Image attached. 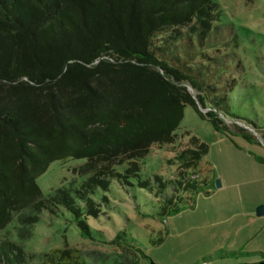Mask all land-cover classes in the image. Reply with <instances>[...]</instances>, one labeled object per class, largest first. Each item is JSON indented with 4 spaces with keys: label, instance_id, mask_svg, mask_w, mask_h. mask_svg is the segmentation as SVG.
Listing matches in <instances>:
<instances>
[{
    "label": "trees",
    "instance_id": "obj_1",
    "mask_svg": "<svg viewBox=\"0 0 264 264\" xmlns=\"http://www.w3.org/2000/svg\"><path fill=\"white\" fill-rule=\"evenodd\" d=\"M218 15L214 0H0V230L23 210L31 212L19 217L25 225L64 207L82 237H91L86 218L109 203L106 195L94 197L114 179L125 189H156L167 217L207 193L208 178L195 169L208 147L195 135L185 133L174 180L141 179L139 163L152 144L175 141L186 106L227 136L234 132L225 114L242 123L235 132L244 138L257 129L230 113L227 90L235 81L214 85L211 64L229 68L226 56L216 62L207 54L220 43ZM66 158L85 160L76 171L86 179L44 195L37 177ZM167 186L169 198L162 196ZM118 239L127 240L123 230L112 243ZM34 261L86 264L75 248L36 255L0 240V264Z\"/></svg>",
    "mask_w": 264,
    "mask_h": 264
},
{
    "label": "rangeland",
    "instance_id": "obj_2",
    "mask_svg": "<svg viewBox=\"0 0 264 264\" xmlns=\"http://www.w3.org/2000/svg\"><path fill=\"white\" fill-rule=\"evenodd\" d=\"M218 5L219 28L215 47L208 49L210 60L226 56L229 66L211 64L217 78L216 87L234 84L227 90L230 113L255 122L256 130H248L249 139L241 136L239 125L225 114L222 118L234 133L230 136L215 131L213 125L199 118L191 106L184 108L180 125L172 144H152L140 164L141 179L153 175L174 180L178 165L177 153L195 135L208 147L207 155L195 169L207 176L203 191L195 196L190 207L167 217L161 215V197L156 189L148 191L137 186L125 189L114 179L106 192L98 190L95 199L103 195L109 201L102 204L97 218L87 217L91 237H82L72 215L64 207L54 213L42 211L39 222L25 224L15 215L0 230V240L22 246L27 254L47 252L54 248H75L86 264H258L252 262L250 251L264 252V215L253 214L252 208L264 205V0H214ZM218 59V60H217ZM226 121V122H227ZM83 158L52 161L37 184L44 195L58 188L77 189L86 178L76 169ZM126 163L117 166L124 169ZM220 186L217 187L216 181ZM156 185V184H155ZM155 187V186H154ZM171 187L164 195L172 196ZM123 230L126 241H114ZM158 246L149 245L159 236ZM136 249L147 258H139ZM264 261V260H262ZM33 264H36L34 261Z\"/></svg>",
    "mask_w": 264,
    "mask_h": 264
},
{
    "label": "water",
    "instance_id": "obj_3",
    "mask_svg": "<svg viewBox=\"0 0 264 264\" xmlns=\"http://www.w3.org/2000/svg\"><path fill=\"white\" fill-rule=\"evenodd\" d=\"M187 90L189 91L190 94H192L193 97H195L193 91L190 88H187ZM199 108L204 111V109H202L201 107H199ZM216 185H217V187L220 186L218 180L216 181ZM255 213L257 216H263L264 215V205H262V204L258 205L255 209ZM258 264H264V261H261Z\"/></svg>",
    "mask_w": 264,
    "mask_h": 264
},
{
    "label": "crops",
    "instance_id": "obj_4",
    "mask_svg": "<svg viewBox=\"0 0 264 264\" xmlns=\"http://www.w3.org/2000/svg\"><path fill=\"white\" fill-rule=\"evenodd\" d=\"M252 212H253V214H255V210L253 208H252ZM248 254L252 255V258H253L252 262H256V261L259 262V261L264 260V252L263 251H256V252L250 251Z\"/></svg>",
    "mask_w": 264,
    "mask_h": 264
}]
</instances>
